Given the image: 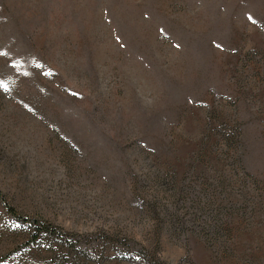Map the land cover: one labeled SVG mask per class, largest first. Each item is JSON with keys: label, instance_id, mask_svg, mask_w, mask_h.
Segmentation results:
<instances>
[{"label": "rangeland", "instance_id": "rangeland-1", "mask_svg": "<svg viewBox=\"0 0 264 264\" xmlns=\"http://www.w3.org/2000/svg\"><path fill=\"white\" fill-rule=\"evenodd\" d=\"M73 1L87 17L84 25L92 30L90 35H96L91 43L103 65L104 83L113 86L115 105L143 118L139 103L153 110L154 120L163 115L178 119L177 128L166 131L174 143L163 138L156 146L160 156L183 172L197 146L191 139L205 128L200 114L207 115L212 105L236 111L235 123L246 128L252 147V178H244L242 172L229 186L210 181L208 195L217 202L238 192L264 196V0H193L204 3L199 10H188L181 0H113L110 6L132 46V56L119 54L110 30L100 25L101 11L89 9L90 0ZM59 2L67 7L70 0ZM173 41L182 49L175 50ZM5 114H0V191L5 201L28 220L47 221L76 242L91 243L95 231L103 233L100 247L85 253L40 237L34 240L29 222L12 218L0 200V264H134L122 258L140 251L162 264H264V209H260L264 202H244L239 212L227 205L226 214L235 219L232 230L221 242H206L197 225L211 216L199 210L194 224L198 203L185 200L175 208L163 199L160 206L182 218L185 229L196 230L192 235L173 230L167 215L156 225L134 214L136 175H145L146 166L157 159L132 155V143L123 135L119 140L130 157L121 153L102 157L97 170L105 173L104 179L86 171L82 163H71L39 131ZM227 163L226 155L218 154L208 168L214 172ZM189 181L192 188H202L196 175ZM159 190L147 188L162 196Z\"/></svg>", "mask_w": 264, "mask_h": 264}, {"label": "trees", "instance_id": "trees-1", "mask_svg": "<svg viewBox=\"0 0 264 264\" xmlns=\"http://www.w3.org/2000/svg\"><path fill=\"white\" fill-rule=\"evenodd\" d=\"M184 1L181 0L188 10L204 7L202 2ZM112 2L90 0L89 9L93 13L101 11L100 25L110 30L119 54L132 56V46L118 25L110 6ZM85 20L87 17L76 8L73 0L67 7H61L59 0H0V114L7 113L3 117L12 115L24 121L39 131L68 161L82 163L86 171L104 179L105 173L97 170L102 157L120 153L127 159L130 157L125 144L119 140L123 135V140L132 143V155L149 158L150 161L157 159V162L152 161L146 166L148 171L145 175H136L134 214L150 218L157 222L156 225H160L167 215L173 230L188 231L192 235L196 230L185 229L182 218L179 219L168 207L163 209L160 206L163 199L174 203L175 208L185 200L198 203L197 210L193 212V223L196 218L199 219L197 211L208 212L211 217L201 220L197 225L199 232L206 242H221L225 233L232 230L235 221L234 215L226 214L227 205L239 212L245 207L244 202L250 201L252 205L264 202V196L259 193L227 194L219 202L208 195L211 191L208 187L213 186L210 181L229 186L238 182L242 172L244 178H252V147L249 146L246 128L235 123L237 112L212 105L211 113L207 112L204 117L200 114L205 128L199 129L198 135L191 139L197 146L191 158L185 161L183 172L176 171L172 160L162 158L156 146H161L163 138L169 144L174 143V136L170 139V133L166 131L176 127L178 119L163 115L154 120L153 110L147 111L139 103V113L144 115L143 118L115 105L113 86L110 82L104 83L103 65L96 58L97 51L91 43L96 35H90L92 30L85 27ZM173 47L175 50L182 49L178 41H173ZM187 101L191 104L196 102L195 99ZM214 118L215 122H211ZM218 154L226 155L230 163L213 172L208 166L213 156L217 158ZM0 159H3L2 149ZM194 175L202 188L199 185L192 188L189 184V177ZM148 187L159 188L163 191L162 196L156 191L148 192ZM0 200L12 218L29 222L34 240L40 237L55 241L81 253L100 247L98 239L103 233L101 230L95 231L97 237L91 243L81 239L76 242L71 234L47 221L40 218L28 220L20 215L5 201L1 191ZM260 209L264 207L260 206ZM213 211L218 215L214 217L211 214ZM122 259L134 264H162L143 251Z\"/></svg>", "mask_w": 264, "mask_h": 264}]
</instances>
